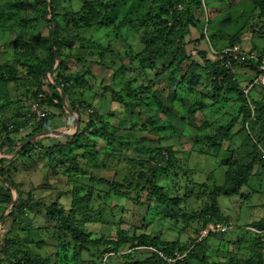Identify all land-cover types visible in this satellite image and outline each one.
<instances>
[{"label": "rangeland", "instance_id": "obj_1", "mask_svg": "<svg viewBox=\"0 0 264 264\" xmlns=\"http://www.w3.org/2000/svg\"><path fill=\"white\" fill-rule=\"evenodd\" d=\"M46 6L60 29L52 67ZM148 7L149 0H0V127L27 118L43 76V85L68 81V102L77 109L70 115L71 103L63 101L65 115L56 116L50 130L70 138L56 142L64 145V154L41 134L34 140L40 139L42 149L25 156L18 155L22 149L0 155V260L4 238L11 237L20 261L28 251L44 264H103L109 257L116 264L123 254L130 261H149L150 248L136 244L120 248L117 255L104 248L86 252L64 227L62 209L90 240L158 236L173 243L175 255L184 257L181 264H206L190 255L213 210L216 188L224 185L223 172L252 163L257 144L243 130L242 104L229 95L227 76L213 88L198 55L187 56L203 52L213 60L212 50L237 43L264 61V1L164 3L158 11L162 18L176 13L195 22L183 46L180 36L166 40L155 35L146 18ZM156 52L160 59L146 60ZM260 94L263 99L252 91L251 99L264 103L263 88ZM143 98L148 106L142 105ZM94 115L100 130L98 123L88 126ZM256 128L264 136V117ZM253 177L242 189L243 199L218 197L231 229L207 237V264H231L236 255L247 258L256 252L264 259V243L257 244L259 232L250 227L264 217V175ZM154 185L179 205L158 204L151 194ZM18 199L24 205L17 206Z\"/></svg>", "mask_w": 264, "mask_h": 264}, {"label": "trees", "instance_id": "obj_2", "mask_svg": "<svg viewBox=\"0 0 264 264\" xmlns=\"http://www.w3.org/2000/svg\"><path fill=\"white\" fill-rule=\"evenodd\" d=\"M168 2H170V0H149V5H150V7H148L149 13L146 14V18L149 21L148 25L150 24V26L153 27L155 31V35L163 39L171 40L172 38H178V36H180L181 38L178 42H180V45L183 46L182 40L184 38V35L188 33L189 27L195 26V22H193L192 19H189V18L185 19V17H181L179 14H176V13L174 14L170 13L171 17L169 19L167 17L162 18V16L158 13V11L164 3H168ZM46 11L50 13L49 14L51 18L50 24H52V31H51V36H50L51 46L49 45V47L47 48L48 53H49L48 59L52 67V64L55 63L56 56L58 54L57 52L54 51V48H56V41L59 36L60 29L54 22V17L51 14V8L50 7L48 8V6H46ZM237 45L239 46V44L233 43L232 45H226L225 47H221L217 51L212 50L213 52H215V54H213V60L206 59L205 53L203 52H197V53L191 52V54L187 56V57H191L194 54L198 55L199 59L204 64L205 70L208 72L210 78L212 79L213 88L218 87L221 76L223 75L227 76L228 81H229V84L227 85L228 86L227 91L229 90V95L230 94L236 95L240 100V104H242L240 111L243 116L242 118L243 130L247 133V135L250 138H253L254 142L257 144V147L255 148L256 150H254L255 154H254V160L252 161V163H248L245 165H239L238 167H235L233 171H230L232 169L229 168V170H227L226 172H223L224 185L217 186L216 198L212 199L211 208L213 210L210 211V213L206 216V219H205V222L208 225L215 224V223H220L223 225L230 224V222H228V216H225L222 214V211L218 203L219 202L218 197L230 199V198L239 196L243 199L244 194L242 193V189L250 184L251 182L250 180L253 178L254 174L262 171L264 175V166H263V162L260 159L261 152H260V149L258 148V145H259L260 148L264 149V136L258 133L257 128H256L259 122H263V117H264V105L263 104L264 103L263 101H259L255 103L254 100L251 99V95H250L252 92V89L254 90L255 86L258 84V83H253L254 79L257 80L261 76L264 77V70L260 69V67L262 66V61L260 59L261 55L256 54L258 57V61L255 63H252V62H242L238 55H235V54L232 55L230 53H223L225 49H229ZM242 50L246 53L255 52L254 50H250V51H245L244 49ZM159 55L160 54L156 52L150 57H148L146 60L147 61H154L156 59L158 60L160 59L158 58ZM228 63H229V66H227ZM244 71L251 72L254 78H252L251 80L250 79L245 80L246 81L245 83H240L238 80V77ZM42 79L40 80V78H38V83L36 85V91L35 93H33L31 97L32 99L36 100L38 99V96L41 95L42 98H41L40 103L42 107L43 108L47 107L48 110H50L51 112H55V110H57L59 114L50 113L45 118L39 121H34L33 125L29 128V130L22 135L18 134V129L16 128L14 131L7 132V128H6L7 123H5L4 126L0 127V133H4V138L0 139L1 140L0 155L2 154L9 155V153L15 152L17 149H22L20 154L18 153V155L25 156L27 155V153L28 154L32 153V150L34 148L38 147L42 149V145L41 147H39L38 145L40 144V139L39 140L37 139L34 140V139L37 136H41V134L50 132V130L52 129L53 121L55 120L56 116L63 117L65 115L66 111H64V115H61L63 114V111L61 110L60 107L63 101L68 102V100H71L69 96V93L71 92V90L70 91L67 90V87L69 86L70 83H68V81H66L65 79H60L57 82L51 81L50 83H46L45 85H43L44 83L42 82ZM63 81L64 83H66L65 85L66 87L64 86L60 90L59 87ZM248 87H250V89L247 92V94H245L243 91ZM144 88L145 87H141L138 90L137 89L136 90L137 92L138 91L142 92ZM59 90L62 91V94L59 92ZM219 92L220 91H218V93ZM141 102H142V105L144 106H148L149 104L147 98L141 99ZM68 103H71V102L69 101ZM248 104L254 107L253 114ZM68 107L69 108L67 109L71 112V113L69 112L70 115H73L72 113H75L77 110L76 107L72 105V103ZM131 107L132 108L136 107V105H132ZM130 111L132 110L129 109V112ZM162 111L164 112V110ZM93 121H96V123H98L97 126L99 129L100 124L98 122L99 120L97 118V115H94V117H92V119L89 121L88 123L89 128L93 126L92 124ZM26 122H27V119L25 118V120L24 121L22 120V122L20 120H16V121H13L12 123H14L16 127H19V126H25ZM246 124L248 125L247 127H246ZM90 131H91L90 133L93 132V130H90ZM79 136H76V138ZM66 139L69 140L70 138H66ZM29 140L31 142L26 144L22 148V146ZM60 146L62 149L61 150L62 154H64V151H63L64 145L57 144L56 146H54V148H59ZM205 158H208V155H205ZM226 181H227V184H225ZM97 182L99 184H102V181H97ZM15 190H16V194L19 196L20 191L17 188ZM151 194L153 198L156 200V202L160 204L161 206L169 207V206L176 205V204H177L176 206L179 205L178 201L171 202L168 199L167 195L165 194V189L163 187H158L154 185L151 188ZM211 196L214 198L215 194H212ZM146 200L149 202V199H146ZM17 202H18L17 206L19 207L24 205L25 203L24 200H20V199H18ZM55 206L56 205H52L51 207L47 208L48 215L50 214V216H53L52 209ZM59 212H60L59 217L62 219L64 223L63 225L66 228V230L71 231V233L75 234L78 242L82 244L81 248L85 249L86 252H89L90 248H95V249L104 248L103 251L107 252L106 254L117 255L119 253L118 251L121 250L120 248L130 245V244H136L137 246L135 247H139L141 249L150 248L149 250L153 252V253L149 252L151 254L150 255L151 257L149 258V261L145 263H143L144 261H130L131 257L125 256L123 254V256L120 257V260L122 261V263L116 262V264H151L152 259H155V261L158 262L157 264H181V262L183 261L184 257L180 259L178 258L179 257L178 255H175L176 247L172 245L173 243H170L169 241H165L164 239H161L158 236H150V235L144 234L139 237H135L131 239L128 237H122L116 241H112V240L105 239V238H100L97 240H92V239L90 240L84 234L82 229L76 227L75 225L71 223L68 217L64 215V211L62 209H59ZM13 217L14 216L11 215L9 219ZM11 223H12V220H11ZM250 227H252L255 231L259 232L258 235L254 236V239L256 240L257 244L260 245V243H264V217L257 222L251 223ZM0 229H1V226H0ZM222 235L223 234H220L219 237H221ZM208 240H209L208 238H205L201 242H198L196 245H194L196 247H194L193 254H191L190 257L191 256H193L194 258L200 257L201 261H205L206 264L207 262L209 263L210 242H208ZM4 242H5V248L2 250V256L4 257V259L0 260V261H3L2 264H37L36 262H39V264H44L46 262L45 260L41 259L39 255L34 254L30 251L25 253L27 259H25V261H20V259L18 258L20 251L17 248L18 246L17 241L15 239L13 240V238L11 237H5ZM235 257L236 258L231 262V264H264V259L262 258L261 253H258V252L253 253L247 258H243L238 255H236ZM111 259L112 257L107 258V260L103 264H110Z\"/></svg>", "mask_w": 264, "mask_h": 264}, {"label": "built area", "instance_id": "obj_3", "mask_svg": "<svg viewBox=\"0 0 264 264\" xmlns=\"http://www.w3.org/2000/svg\"><path fill=\"white\" fill-rule=\"evenodd\" d=\"M223 53H230L232 55H234V54L235 55H238L240 57V60L242 62H252V63H255V62L258 61V57H257V55H256L255 52L246 53L238 45L237 46H234L232 48H229V49H225L223 51ZM213 54H215V52H213ZM227 66H229V63L227 64ZM260 69L261 70H264V61H262V66L260 67ZM253 83H256V80L255 79H254ZM65 85H66V83H64V81H63L60 84L59 89L63 88ZM250 87L246 88L243 92L245 94H247V92L249 91ZM41 98H42V96L39 95L38 96V99H36V100L31 99L29 101L28 108H27V118H26L27 119V122H26V125L25 126L16 127L14 125V123H12V122L7 123V125H6L7 132L14 131L15 128H16V129H18V134L22 135V134H24L25 132H27L29 130V128L33 125V122L34 121H39V120L45 118L49 113H46V111L42 107V105L40 103ZM248 106L251 109L252 114H253V108L254 107L252 105H250V104H248ZM92 124L93 125L94 124L97 125L96 124V121H93ZM247 126L248 125L246 124V127ZM3 138H4V133H0V139H3ZM0 143H1V140H0ZM258 148L260 149V152H261L260 159L263 162V166H264V149L263 148H260L259 145H258ZM230 229H231V226L230 225H223V224H220V223L209 224L206 228L202 229L199 232V239H198V241H201L202 238L207 237L209 234H217V235H220V234L226 233Z\"/></svg>", "mask_w": 264, "mask_h": 264}, {"label": "crops", "instance_id": "obj_4", "mask_svg": "<svg viewBox=\"0 0 264 264\" xmlns=\"http://www.w3.org/2000/svg\"><path fill=\"white\" fill-rule=\"evenodd\" d=\"M253 77V74L249 71H244L241 73V75H239L238 77V80L240 83H245L246 81L245 80H251ZM256 83H258L256 86H255V89L252 91L254 92L255 91V94H257L258 98L259 99H263V97L261 96L260 92H262V88H263V91H264V77H259L257 80H256ZM262 86V87H261ZM56 112V111H55ZM54 112V113H55ZM57 118V117H56ZM55 118V120H56ZM59 118V117H58ZM57 118V119H58ZM82 125V124H81ZM51 133L47 136L46 134H43V136H45V138H47L46 140H44V142H49L51 144V142L53 143H63V140H66L67 138V135H63V133H55L53 131H50ZM52 138H55L56 141L54 140H51ZM57 144V143H56ZM45 145V144H44ZM53 145V144H52ZM55 145V144H54ZM257 174V173H256ZM254 174V175H256ZM254 178V177H253Z\"/></svg>", "mask_w": 264, "mask_h": 264}, {"label": "clouds", "instance_id": "obj_5", "mask_svg": "<svg viewBox=\"0 0 264 264\" xmlns=\"http://www.w3.org/2000/svg\"><path fill=\"white\" fill-rule=\"evenodd\" d=\"M228 225H229V224H228ZM207 226H208V225H207ZM207 226H206V227H207ZM206 227H204V228H206ZM204 228H203V229H204ZM228 231H229V230H228ZM223 234H225V233H223ZM209 235L212 236V235H217V234H209ZM209 235H208V236H209ZM208 236H207V237H208ZM217 236L219 237L220 235H217ZM207 237L202 238V240H204V239L207 238ZM202 240H201V241H202ZM201 241H200V242H201ZM178 258H180V257H178Z\"/></svg>", "mask_w": 264, "mask_h": 264}, {"label": "water", "instance_id": "obj_6", "mask_svg": "<svg viewBox=\"0 0 264 264\" xmlns=\"http://www.w3.org/2000/svg\"><path fill=\"white\" fill-rule=\"evenodd\" d=\"M30 142H31V141L29 140V141H27L24 145H26V144H28V143H30ZM24 145H23V146H24Z\"/></svg>", "mask_w": 264, "mask_h": 264}]
</instances>
